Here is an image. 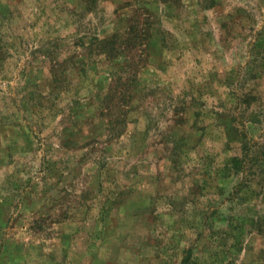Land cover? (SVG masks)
<instances>
[{
    "label": "rangeland",
    "instance_id": "374dc122",
    "mask_svg": "<svg viewBox=\"0 0 264 264\" xmlns=\"http://www.w3.org/2000/svg\"><path fill=\"white\" fill-rule=\"evenodd\" d=\"M0 264H264V0H0Z\"/></svg>",
    "mask_w": 264,
    "mask_h": 264
}]
</instances>
